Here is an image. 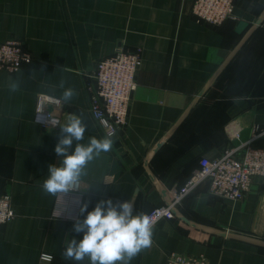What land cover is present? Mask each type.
Listing matches in <instances>:
<instances>
[{
	"label": "crops",
	"instance_id": "crops-1",
	"mask_svg": "<svg viewBox=\"0 0 264 264\" xmlns=\"http://www.w3.org/2000/svg\"><path fill=\"white\" fill-rule=\"evenodd\" d=\"M192 1L0 0V43L22 41L33 58L14 73L0 70V196L10 197L14 212L0 228V264H76L62 252L83 236L73 231L75 218H84L77 199L89 202L88 211L101 199L129 200L143 213L169 206L201 158H216L264 127V0H233L234 16L219 25L198 22ZM117 48L141 56L128 121L112 150L89 164L83 192L64 202L65 219L54 213L57 195L42 189L49 164L62 163L54 151L60 131L34 122L36 99L60 95L42 82L66 80L77 95L64 104L63 124L82 114V143L103 138L86 86L94 85L95 63ZM9 78L20 80L19 91L8 90ZM255 145L264 148V138ZM172 213L130 264H165L170 253L203 255L208 264H264V246L254 243L264 244V178L235 201L212 196L204 181Z\"/></svg>",
	"mask_w": 264,
	"mask_h": 264
},
{
	"label": "built area",
	"instance_id": "built-area-1",
	"mask_svg": "<svg viewBox=\"0 0 264 264\" xmlns=\"http://www.w3.org/2000/svg\"><path fill=\"white\" fill-rule=\"evenodd\" d=\"M233 9V0H193L190 11L198 22L219 25L234 16ZM32 59L22 41L7 40L0 43V70L14 73ZM140 65L139 49L126 52L122 48H117L113 55L95 63L91 76L94 85L86 86L87 108L104 137L112 134L111 138H115L127 124L130 101L136 89L135 76ZM64 116V105L59 107L50 96H37L34 122L42 130L60 131ZM232 138L238 139L239 134L233 133ZM262 138L264 127L256 125L249 140L224 148L216 158H201L194 174L171 192L170 205L154 207L146 213L152 218L154 226L162 220L172 219V208L180 205L183 198L204 181H208L209 193L214 197L232 201L242 199L249 193L254 178H264V148L255 145ZM82 192V186L78 184L66 194H57L55 215L69 218V208L64 202H71ZM13 216L10 197L0 196V228ZM165 264H208V260L203 255L170 253Z\"/></svg>",
	"mask_w": 264,
	"mask_h": 264
},
{
	"label": "clouds",
	"instance_id": "clouds-1",
	"mask_svg": "<svg viewBox=\"0 0 264 264\" xmlns=\"http://www.w3.org/2000/svg\"><path fill=\"white\" fill-rule=\"evenodd\" d=\"M45 68L46 65H42L39 71L43 72ZM20 84L19 79L9 78L8 90L19 91ZM42 84L51 93H55L57 88L61 90L58 97H50L59 107L70 103L77 95L73 87L65 86L64 79L58 85ZM87 127L83 115L75 113L69 114L66 123L60 125L54 151L62 157V163L60 166L49 164L48 177L42 184L45 193L53 196L68 193L87 176L92 161L112 150V134L103 138L90 137L87 143H82ZM75 204L79 206V215L84 218H75L73 231L83 236L79 240L73 237L67 242L62 252L65 260L76 264L84 261L88 264H130L138 254L151 247L154 222L148 214L135 212L131 201L114 203L111 199H101L91 211H88V201L77 199Z\"/></svg>",
	"mask_w": 264,
	"mask_h": 264
},
{
	"label": "water",
	"instance_id": "water-1",
	"mask_svg": "<svg viewBox=\"0 0 264 264\" xmlns=\"http://www.w3.org/2000/svg\"><path fill=\"white\" fill-rule=\"evenodd\" d=\"M243 41L237 46V48L234 50V52H232V54L229 56V58L224 62V64H222V66L218 69V71L214 74V76H212V78L209 80V82L207 83V85L203 88V91L208 89L212 83L215 81V79L218 77V75L221 73V71L228 65V63L231 61L233 55L235 52H237V50L240 48V46L242 45ZM256 245L258 246H264V244L260 243V242H254Z\"/></svg>",
	"mask_w": 264,
	"mask_h": 264
}]
</instances>
